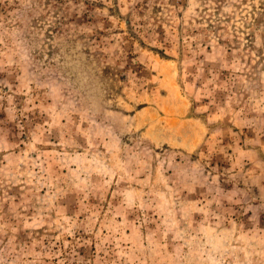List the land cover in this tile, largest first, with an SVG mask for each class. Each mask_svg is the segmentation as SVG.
I'll return each instance as SVG.
<instances>
[{
	"label": "rangeland",
	"instance_id": "1",
	"mask_svg": "<svg viewBox=\"0 0 264 264\" xmlns=\"http://www.w3.org/2000/svg\"><path fill=\"white\" fill-rule=\"evenodd\" d=\"M73 255L264 264V0H0V264Z\"/></svg>",
	"mask_w": 264,
	"mask_h": 264
},
{
	"label": "trees",
	"instance_id": "2",
	"mask_svg": "<svg viewBox=\"0 0 264 264\" xmlns=\"http://www.w3.org/2000/svg\"><path fill=\"white\" fill-rule=\"evenodd\" d=\"M75 248H76V247H75ZM81 255H82L81 250H79V251H78V256H81ZM78 256L73 255V259H74V261H73L71 264H79ZM66 264H68V262H67Z\"/></svg>",
	"mask_w": 264,
	"mask_h": 264
}]
</instances>
